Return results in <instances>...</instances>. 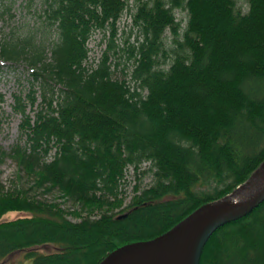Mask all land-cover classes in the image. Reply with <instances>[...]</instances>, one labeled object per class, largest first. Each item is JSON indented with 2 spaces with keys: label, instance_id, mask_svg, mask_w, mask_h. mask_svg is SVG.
<instances>
[{
  "label": "trees",
  "instance_id": "1",
  "mask_svg": "<svg viewBox=\"0 0 264 264\" xmlns=\"http://www.w3.org/2000/svg\"><path fill=\"white\" fill-rule=\"evenodd\" d=\"M248 4L44 0L38 28L0 38V59L33 69L28 92L13 94L26 144L0 150V160L10 156L36 186L79 208L0 186V262L24 253L21 264H99L249 179L264 161V0ZM126 10L143 36L131 52L136 87L113 77L109 50L96 68L84 65L92 34L110 31L112 41ZM178 10L188 14L183 31ZM144 163L154 182L135 186L124 206L126 171ZM9 212L21 216L2 221ZM200 264H264V201L216 230Z\"/></svg>",
  "mask_w": 264,
  "mask_h": 264
},
{
  "label": "rangeland",
  "instance_id": "2",
  "mask_svg": "<svg viewBox=\"0 0 264 264\" xmlns=\"http://www.w3.org/2000/svg\"><path fill=\"white\" fill-rule=\"evenodd\" d=\"M243 12L249 9L248 0H236ZM133 5V0H130ZM45 9L44 0H0V38L14 29L19 34H25L28 31L35 30L40 26V19ZM178 20H182V31L185 29L188 21L186 10L176 12ZM44 27H41V30ZM115 37L111 41V32H94L87 43L88 59L85 66L89 69L96 68L101 61L104 53L108 51L109 63L115 71V79H125L127 83L136 87L138 84L132 80L131 72L134 67V58L131 55L132 46L138 45L141 39V29L134 24L131 11L126 10L116 25ZM46 34L48 32L46 31ZM51 36V34H50ZM166 45L168 48L173 47L172 37L169 32L166 33ZM114 45L110 49V44ZM131 55V56H130ZM130 56V57H129ZM32 67L28 62L14 64L0 59V93L4 95V103L0 106V150L9 154L11 149L19 144L25 146L26 137L20 131L22 116L13 110V94L25 95L31 83H33ZM37 87V83H36ZM37 89V88H36ZM146 95L147 91H143ZM41 99L38 98L34 107L36 111ZM34 115V111H30ZM54 151H52V155ZM154 169L150 163H144L137 173L133 167L126 171L125 182L123 185V195L125 197L124 206L128 205L133 194L134 187L140 186V189L151 186L154 182ZM0 186L4 190H24L28 191L31 196L49 203H58L62 208L74 211L79 209L72 202L61 198L60 193L56 190L48 191L45 187H38L35 184V178L24 171L20 170L16 160L10 156H5L0 160ZM86 213H83L85 216ZM21 216L18 212H9L5 214L2 221L11 220ZM73 220L77 218L70 216ZM56 247H41L40 250H54ZM25 254L17 253L10 256L0 264H21L24 261Z\"/></svg>",
  "mask_w": 264,
  "mask_h": 264
},
{
  "label": "water",
  "instance_id": "3",
  "mask_svg": "<svg viewBox=\"0 0 264 264\" xmlns=\"http://www.w3.org/2000/svg\"><path fill=\"white\" fill-rule=\"evenodd\" d=\"M263 201L264 161L231 194L201 206L176 227L152 240L117 248L99 264H200L203 248L215 231L246 217Z\"/></svg>",
  "mask_w": 264,
  "mask_h": 264
},
{
  "label": "bare ground",
  "instance_id": "4",
  "mask_svg": "<svg viewBox=\"0 0 264 264\" xmlns=\"http://www.w3.org/2000/svg\"><path fill=\"white\" fill-rule=\"evenodd\" d=\"M231 194V193H230ZM229 195V194H228ZM226 197V196H225ZM224 198V197H223Z\"/></svg>",
  "mask_w": 264,
  "mask_h": 264
}]
</instances>
